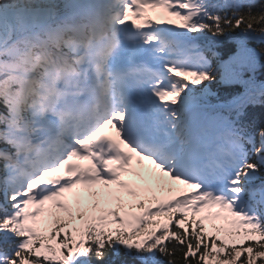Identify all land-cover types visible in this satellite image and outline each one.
Masks as SVG:
<instances>
[{
    "label": "snow or ice",
    "instance_id": "obj_1",
    "mask_svg": "<svg viewBox=\"0 0 264 264\" xmlns=\"http://www.w3.org/2000/svg\"><path fill=\"white\" fill-rule=\"evenodd\" d=\"M262 70L264 0H12L0 264H264Z\"/></svg>",
    "mask_w": 264,
    "mask_h": 264
},
{
    "label": "trees",
    "instance_id": "obj_2",
    "mask_svg": "<svg viewBox=\"0 0 264 264\" xmlns=\"http://www.w3.org/2000/svg\"><path fill=\"white\" fill-rule=\"evenodd\" d=\"M262 71H264V70H262ZM252 111L257 113V114H261L262 111H264V110H262L261 108H256V109H252Z\"/></svg>",
    "mask_w": 264,
    "mask_h": 264
},
{
    "label": "bare ground",
    "instance_id": "obj_3",
    "mask_svg": "<svg viewBox=\"0 0 264 264\" xmlns=\"http://www.w3.org/2000/svg\"><path fill=\"white\" fill-rule=\"evenodd\" d=\"M7 10V9H6Z\"/></svg>",
    "mask_w": 264,
    "mask_h": 264
}]
</instances>
